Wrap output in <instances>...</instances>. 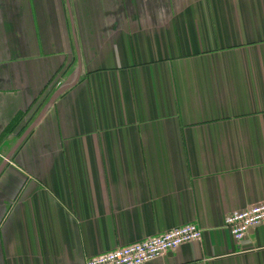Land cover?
I'll use <instances>...</instances> for the list:
<instances>
[{"label":"crops","instance_id":"0c3cea01","mask_svg":"<svg viewBox=\"0 0 264 264\" xmlns=\"http://www.w3.org/2000/svg\"><path fill=\"white\" fill-rule=\"evenodd\" d=\"M262 200L264 0H0V264H264Z\"/></svg>","mask_w":264,"mask_h":264},{"label":"built area","instance_id":"2783aa9c","mask_svg":"<svg viewBox=\"0 0 264 264\" xmlns=\"http://www.w3.org/2000/svg\"><path fill=\"white\" fill-rule=\"evenodd\" d=\"M262 222H264V200L228 213L223 223L232 238L239 243L252 228ZM202 232L195 222H189L172 227L160 234L88 257L85 264H147L184 243L200 240Z\"/></svg>","mask_w":264,"mask_h":264},{"label":"rangeland","instance_id":"374dc122","mask_svg":"<svg viewBox=\"0 0 264 264\" xmlns=\"http://www.w3.org/2000/svg\"><path fill=\"white\" fill-rule=\"evenodd\" d=\"M60 77L57 78V80H59Z\"/></svg>","mask_w":264,"mask_h":264}]
</instances>
